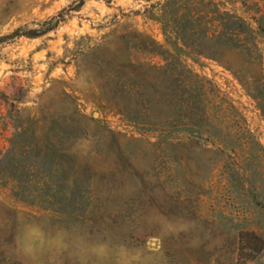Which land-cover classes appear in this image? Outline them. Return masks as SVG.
I'll return each mask as SVG.
<instances>
[{"label":"rangeland","instance_id":"374dc122","mask_svg":"<svg viewBox=\"0 0 264 264\" xmlns=\"http://www.w3.org/2000/svg\"><path fill=\"white\" fill-rule=\"evenodd\" d=\"M243 232L264 0H0V264H264Z\"/></svg>","mask_w":264,"mask_h":264},{"label":"trees","instance_id":"16d2710c","mask_svg":"<svg viewBox=\"0 0 264 264\" xmlns=\"http://www.w3.org/2000/svg\"><path fill=\"white\" fill-rule=\"evenodd\" d=\"M29 35H31L30 37H35L37 36L38 34H35L34 32L33 33H30ZM186 76L188 79H190V76L192 78H195L196 75L192 74L189 70H186ZM194 91L195 90H192V89H189L187 90V109L189 110H193L197 107V102H196V96L194 94ZM238 239H239V242L242 243L243 241H246V243L251 240V242L255 245H257V252L260 251L261 249L264 248V241L259 238L255 233L253 232H243V233H240L238 235ZM251 251H253L251 249Z\"/></svg>","mask_w":264,"mask_h":264}]
</instances>
